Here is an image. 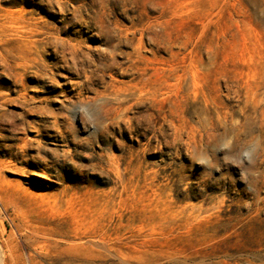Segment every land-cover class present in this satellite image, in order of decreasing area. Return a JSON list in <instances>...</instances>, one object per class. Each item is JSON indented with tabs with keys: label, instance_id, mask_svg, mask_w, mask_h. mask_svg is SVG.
Wrapping results in <instances>:
<instances>
[{
	"label": "rangeland",
	"instance_id": "374dc122",
	"mask_svg": "<svg viewBox=\"0 0 264 264\" xmlns=\"http://www.w3.org/2000/svg\"><path fill=\"white\" fill-rule=\"evenodd\" d=\"M0 264H264V0H0Z\"/></svg>",
	"mask_w": 264,
	"mask_h": 264
}]
</instances>
